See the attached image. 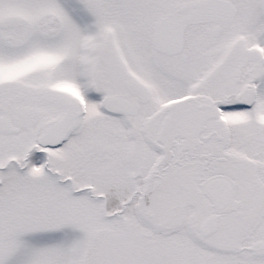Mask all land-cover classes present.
<instances>
[{
  "label": "snow or ice",
  "instance_id": "snow-or-ice-1",
  "mask_svg": "<svg viewBox=\"0 0 264 264\" xmlns=\"http://www.w3.org/2000/svg\"><path fill=\"white\" fill-rule=\"evenodd\" d=\"M0 264H264V0H0Z\"/></svg>",
  "mask_w": 264,
  "mask_h": 264
}]
</instances>
